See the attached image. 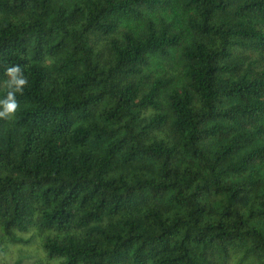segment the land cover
I'll list each match as a JSON object with an SVG mask.
<instances>
[{
  "label": "trees",
  "instance_id": "obj_1",
  "mask_svg": "<svg viewBox=\"0 0 264 264\" xmlns=\"http://www.w3.org/2000/svg\"><path fill=\"white\" fill-rule=\"evenodd\" d=\"M9 92L14 264H264V0H0Z\"/></svg>",
  "mask_w": 264,
  "mask_h": 264
},
{
  "label": "clouds",
  "instance_id": "obj_2",
  "mask_svg": "<svg viewBox=\"0 0 264 264\" xmlns=\"http://www.w3.org/2000/svg\"><path fill=\"white\" fill-rule=\"evenodd\" d=\"M8 72L10 74H14V73H18L20 72V69L19 68H10L8 69ZM27 83L26 79L24 78H13L11 84L12 85H15V88L17 91H20L22 90V87ZM9 99L12 101L11 104H7L6 107H5V111L4 112H0V117H3V116H6L8 113H11L15 110V101L13 99V93L12 92H9Z\"/></svg>",
  "mask_w": 264,
  "mask_h": 264
},
{
  "label": "rangeland",
  "instance_id": "obj_3",
  "mask_svg": "<svg viewBox=\"0 0 264 264\" xmlns=\"http://www.w3.org/2000/svg\"><path fill=\"white\" fill-rule=\"evenodd\" d=\"M27 254V253H26ZM38 254H41L40 251H36L35 253H32V257H28L27 255H24V261L25 264H37L36 260ZM17 259V253L10 251V252H4L0 251V264H14Z\"/></svg>",
  "mask_w": 264,
  "mask_h": 264
}]
</instances>
